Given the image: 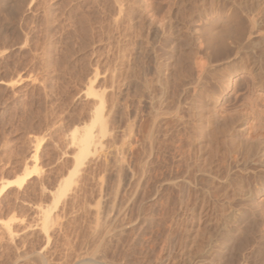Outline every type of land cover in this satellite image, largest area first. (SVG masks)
I'll return each mask as SVG.
<instances>
[{"label": "rangeland", "instance_id": "374dc122", "mask_svg": "<svg viewBox=\"0 0 264 264\" xmlns=\"http://www.w3.org/2000/svg\"><path fill=\"white\" fill-rule=\"evenodd\" d=\"M173 1L0 0V264H41L38 255L50 264L238 261L237 216L218 228L226 195L234 194L223 182L227 163L207 168L214 180L201 174L187 115L188 125L170 116L157 138H146L159 89L155 56L168 63L169 29L187 36V20L199 19L196 0ZM197 45L184 62L185 80L197 74L194 62L205 63ZM249 65L233 73L241 83L220 82L234 100L220 96L217 112L246 109L264 124V76ZM102 101L106 131L93 129L95 145L80 164L73 134H83Z\"/></svg>", "mask_w": 264, "mask_h": 264}, {"label": "bare ground", "instance_id": "6f19581e", "mask_svg": "<svg viewBox=\"0 0 264 264\" xmlns=\"http://www.w3.org/2000/svg\"><path fill=\"white\" fill-rule=\"evenodd\" d=\"M180 1L174 0L173 5H179L184 0ZM184 2L186 3V0ZM193 2L195 3V1ZM196 3L198 7H195L196 5L193 7L197 9L196 13L199 19H197L196 23L193 19L187 18L188 24L186 23V25L190 26L191 24L192 26L190 32L192 36H188L190 33L187 36H179V33L177 35L175 31V26H170L169 34L172 37L169 39V45L172 55L167 58L169 59L168 63L164 61L163 63L161 58H158L159 53L157 54L158 56L154 55L156 57L154 73L156 74V84L158 83L159 89L158 91L155 89V94H151V105L154 111L152 110L153 113L150 114L152 125H150L151 120L149 121L150 123L148 122L151 126V132L149 131L150 137L147 136L146 138L148 141H153L154 138H157L155 136H158L157 134L165 129V123L167 120H170L167 117H174L176 120L174 124L182 120V124L185 125L187 123H183V118L187 115L190 121L189 125H187L192 126L188 127V129L192 130L193 128L195 132L194 135L193 132L189 133H192L190 139H193H191L194 144H191L193 150L199 155L197 157L198 161H201L200 164L198 163L202 166H198L200 169L202 168L201 174L203 173L204 176L213 178L212 173L208 170L209 166L213 162L227 163L226 167L228 170L226 176L223 178V182L228 186V191L229 188L233 187L232 192L234 194H229L230 191L228 192L229 195H226L227 192L225 194L228 203L226 205L223 204V209H221L223 221L221 220L222 222L218 228L219 230L226 229L228 222L230 223L237 216L238 261L233 262L235 264H264V203L262 201V203L258 202V199L264 197V124H259L261 123V120L258 119L259 115L256 118L254 117L255 114H251L246 109H242L238 115H231V112L228 115H225L227 113L219 115L216 106L220 96L224 99V104L229 103L233 99V96H230V98L225 97L224 91H222L219 85L220 82L222 87L225 86L228 89L244 80L243 77L235 79L233 73L236 69L244 71L246 64L249 62L252 66L250 67L249 65V67L252 74H255L254 76H257V78H259L258 76H264V0H198V2L196 0ZM210 6L211 8H217L208 13L211 16L206 14V11L205 13L202 11L204 8H209ZM170 18L173 21L178 17L172 15ZM183 21L186 22V18L184 19L183 17ZM162 34H166V31H163ZM193 42L194 46L198 42V51L196 49V52L198 55L204 57L205 63L198 64L194 62L195 66H193L195 70L197 69V74L193 72V75H195L190 80H185L188 69L184 67V62L190 56L192 57L190 50ZM222 67L224 73L221 71L222 75L219 78L220 74L217 75V70ZM245 79L248 80V77H245ZM215 87L216 90L214 89ZM170 97L173 98V103L171 102L172 105L170 104L169 106L167 101H169ZM103 103L102 101L100 106L96 108L92 121L89 126L83 129V134L79 137L76 134L77 132L73 134V138L77 140L79 146L76 160L80 164L85 162L84 160L91 153L92 146L95 145L93 129L98 126L102 133L106 131L107 126L103 115ZM255 107L258 108L259 106L255 105ZM262 115L264 116V114ZM187 117L185 118L188 120ZM257 120L260 122L257 123ZM150 144L153 143L151 142ZM145 163L147 165L148 162ZM30 174H26L25 178L29 177ZM233 174L236 175V180L234 181L232 179ZM25 178L20 181L8 182L3 190L15 183L20 184L24 182ZM66 179L65 186L67 187L69 180L68 178ZM64 189L62 187L61 191H59L63 193L61 195H64ZM60 193L59 196L61 197ZM232 198L237 200L238 208L232 206ZM202 209L204 208L201 207ZM50 212L46 210V216L44 215L43 217L45 218L44 230L47 233L46 235H48V240L50 239ZM9 223L8 230L12 226V223ZM10 232L11 230L8 233ZM37 259H39L38 261L41 264H50L42 255H38ZM197 262L209 264L208 261ZM213 264L221 263L213 261ZM222 264L226 263L222 261Z\"/></svg>", "mask_w": 264, "mask_h": 264}]
</instances>
